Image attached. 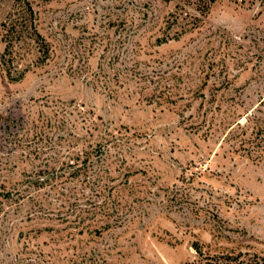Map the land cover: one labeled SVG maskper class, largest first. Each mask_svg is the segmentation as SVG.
<instances>
[{"label": "rangeland", "instance_id": "374dc122", "mask_svg": "<svg viewBox=\"0 0 264 264\" xmlns=\"http://www.w3.org/2000/svg\"><path fill=\"white\" fill-rule=\"evenodd\" d=\"M28 1L0 264H264V0Z\"/></svg>", "mask_w": 264, "mask_h": 264}, {"label": "trees", "instance_id": "16d2710c", "mask_svg": "<svg viewBox=\"0 0 264 264\" xmlns=\"http://www.w3.org/2000/svg\"><path fill=\"white\" fill-rule=\"evenodd\" d=\"M0 26L1 39L4 42L0 63L10 80L20 79L29 69L28 66L20 68L18 64L20 49L25 45H35L39 54L38 62H42L47 57L49 50L47 43L36 28L34 10L30 1L24 0L17 15L2 21Z\"/></svg>", "mask_w": 264, "mask_h": 264}]
</instances>
